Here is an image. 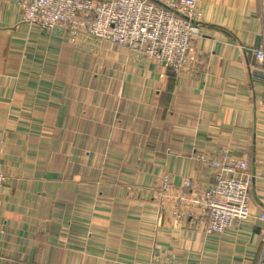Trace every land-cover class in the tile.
Instances as JSON below:
<instances>
[{"label":"crops","instance_id":"1","mask_svg":"<svg viewBox=\"0 0 264 264\" xmlns=\"http://www.w3.org/2000/svg\"><path fill=\"white\" fill-rule=\"evenodd\" d=\"M197 3L198 60L176 74L0 0V264H264V61L247 52L264 0ZM212 145L247 153L253 182L251 216L207 233L160 179L200 194L212 170L195 154Z\"/></svg>","mask_w":264,"mask_h":264},{"label":"built area","instance_id":"2","mask_svg":"<svg viewBox=\"0 0 264 264\" xmlns=\"http://www.w3.org/2000/svg\"><path fill=\"white\" fill-rule=\"evenodd\" d=\"M5 1L17 3L27 24L47 32L61 29L80 48L85 49L90 41L109 40L156 58L176 74L190 70L198 60L195 43L203 36L204 28L197 0ZM262 36L258 47L247 48L258 62L264 61V25ZM252 74L258 76L254 67ZM196 153L212 170L211 181L203 192L193 191L194 182L189 178L179 193L173 191L168 173L160 179L164 196L177 203V215L197 218L207 233L224 232L249 218L253 180L247 153L228 146ZM188 188L192 190L190 195L185 192ZM197 207L201 208L198 216ZM258 218L264 221V210Z\"/></svg>","mask_w":264,"mask_h":264}]
</instances>
